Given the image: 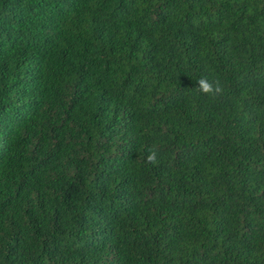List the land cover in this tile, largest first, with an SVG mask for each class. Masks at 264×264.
Masks as SVG:
<instances>
[{"label": "trees", "instance_id": "obj_1", "mask_svg": "<svg viewBox=\"0 0 264 264\" xmlns=\"http://www.w3.org/2000/svg\"><path fill=\"white\" fill-rule=\"evenodd\" d=\"M0 264H264V0H0Z\"/></svg>", "mask_w": 264, "mask_h": 264}, {"label": "clouds", "instance_id": "obj_2", "mask_svg": "<svg viewBox=\"0 0 264 264\" xmlns=\"http://www.w3.org/2000/svg\"><path fill=\"white\" fill-rule=\"evenodd\" d=\"M197 83H198L200 90H202L206 94H209V93L215 94V93H219L220 91H222V89L218 85L215 88H213V85L210 84L206 78H201ZM155 155H156L155 151L150 150V155L148 159L150 161H154Z\"/></svg>", "mask_w": 264, "mask_h": 264}]
</instances>
